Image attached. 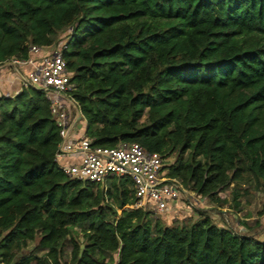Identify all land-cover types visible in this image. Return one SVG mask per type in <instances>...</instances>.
I'll use <instances>...</instances> for the list:
<instances>
[{
    "label": "trees",
    "instance_id": "trees-1",
    "mask_svg": "<svg viewBox=\"0 0 264 264\" xmlns=\"http://www.w3.org/2000/svg\"><path fill=\"white\" fill-rule=\"evenodd\" d=\"M63 43L93 146L138 143L215 204L234 185L237 213L264 192V0H0V65ZM59 142L43 89L0 99V264H264V233L129 210L130 181L68 178Z\"/></svg>",
    "mask_w": 264,
    "mask_h": 264
},
{
    "label": "built area",
    "instance_id": "built-area-1",
    "mask_svg": "<svg viewBox=\"0 0 264 264\" xmlns=\"http://www.w3.org/2000/svg\"><path fill=\"white\" fill-rule=\"evenodd\" d=\"M66 48L64 43L52 51L32 46L28 59L12 58L1 64L0 77L8 69L23 72L19 74L22 89L14 94H0V99H14L24 89H43L59 131L55 162L60 171L72 180L96 186L114 178L130 181L135 202L127 209L148 212L155 219L168 212L175 218H187L194 212L195 205L202 206L207 198H199L179 180L170 178L161 154L149 152L138 143H120L114 148L93 146L73 97L77 86L63 57ZM79 156V162L62 164L67 159L77 161Z\"/></svg>",
    "mask_w": 264,
    "mask_h": 264
},
{
    "label": "rangeland",
    "instance_id": "rangeland-1",
    "mask_svg": "<svg viewBox=\"0 0 264 264\" xmlns=\"http://www.w3.org/2000/svg\"><path fill=\"white\" fill-rule=\"evenodd\" d=\"M175 155L171 156L169 161H174ZM76 160V158L74 159ZM72 159H67L62 162V164L69 165L70 163H75L80 161V156L77 157V161H74ZM246 177L248 174H245ZM100 187V186H99ZM98 187V188H99ZM97 188V189H98ZM109 188L108 182L103 185L102 190L104 193L107 192ZM234 188V185H232L229 190H227L225 193L222 194L223 200L226 202L223 205L215 204L210 201V199L207 198V201L203 205L207 206H201V205H195L194 212H191L192 214L189 215L187 218H184L186 220L191 221H197L200 217V213L203 211H207V214L211 215L216 223H220V225H229L232 230L235 233L239 234H263L264 233V226L262 227V223L264 224V192L262 189H259L257 187L256 182H252L250 186L245 185L241 189L243 191H246L245 194H243L241 200L243 204V211L240 213H237L236 210L232 206V190ZM248 192V193H247ZM247 193V194H246ZM203 209L200 211L199 209ZM224 218L225 222L222 220ZM242 221L240 224L238 222V219ZM155 219V218H154ZM160 220L167 224L166 218H159ZM176 222L178 220H175ZM244 223V224H243ZM77 231L80 232V229ZM80 232V236H81ZM36 244H32L28 249L23 250L16 260H20L23 257L31 255L33 250L35 249ZM65 259L69 261L71 259V245L70 240H67V250L65 254Z\"/></svg>",
    "mask_w": 264,
    "mask_h": 264
},
{
    "label": "crops",
    "instance_id": "crops-1",
    "mask_svg": "<svg viewBox=\"0 0 264 264\" xmlns=\"http://www.w3.org/2000/svg\"><path fill=\"white\" fill-rule=\"evenodd\" d=\"M24 70H27L24 69ZM23 72V70L17 71L16 69L13 70H4L1 74L0 77V94H5V93H16L22 89L21 87V82H20V77L19 74ZM166 215H170L171 217H174V220L178 219L175 218L174 214L172 212L166 213L163 217Z\"/></svg>",
    "mask_w": 264,
    "mask_h": 264
},
{
    "label": "water",
    "instance_id": "water-1",
    "mask_svg": "<svg viewBox=\"0 0 264 264\" xmlns=\"http://www.w3.org/2000/svg\"><path fill=\"white\" fill-rule=\"evenodd\" d=\"M81 249H82V251H83V250H84V246H82V248H81Z\"/></svg>",
    "mask_w": 264,
    "mask_h": 264
}]
</instances>
